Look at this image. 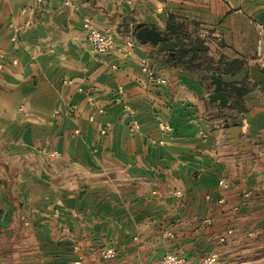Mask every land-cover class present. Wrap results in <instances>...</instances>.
I'll return each instance as SVG.
<instances>
[{
    "label": "crops",
    "instance_id": "crops-1",
    "mask_svg": "<svg viewBox=\"0 0 264 264\" xmlns=\"http://www.w3.org/2000/svg\"><path fill=\"white\" fill-rule=\"evenodd\" d=\"M85 19L117 49L92 53ZM169 22L206 31L221 74L264 68V0H0V264H264V91L248 79L211 101L219 74L136 39Z\"/></svg>",
    "mask_w": 264,
    "mask_h": 264
},
{
    "label": "water",
    "instance_id": "water-1",
    "mask_svg": "<svg viewBox=\"0 0 264 264\" xmlns=\"http://www.w3.org/2000/svg\"><path fill=\"white\" fill-rule=\"evenodd\" d=\"M137 22L135 19H133ZM136 39L142 44H151L157 47L160 52H167L172 55L177 53L188 54L192 53V58L195 57L199 48L197 46H187L184 41H176L169 39L161 31L154 27L140 26L137 24ZM250 79L251 81L261 85L264 91V68L256 65L251 68H246L236 75H214L211 78V85L214 87V92L209 99L213 102H218L221 108H227L229 104V92L226 87L241 84ZM241 119L233 121L231 127H227L228 135L233 146H238L242 151H249L250 147L241 137V127L239 122Z\"/></svg>",
    "mask_w": 264,
    "mask_h": 264
},
{
    "label": "built area",
    "instance_id": "built-area-1",
    "mask_svg": "<svg viewBox=\"0 0 264 264\" xmlns=\"http://www.w3.org/2000/svg\"><path fill=\"white\" fill-rule=\"evenodd\" d=\"M29 1V0H27ZM38 4H43L45 0H35ZM78 0H63V3L67 7L74 8L77 5ZM83 30L86 34L87 41L89 43L90 50L92 53L97 55L109 54L110 52L117 49L116 38L117 33L113 28H107L105 30H100L95 25L93 19H85L83 22ZM134 34V33H133ZM197 39L206 42L209 38V35L206 31L198 33L196 36ZM135 39L133 35H130V38L127 39L126 48L131 49L135 45ZM128 53V52H126ZM257 55L258 57H262V43L258 42L257 46ZM4 56L0 54V71H3L5 64L3 62ZM13 64H16V61H13ZM141 72L144 73L149 82L157 85H165L166 81L164 79L156 78L154 72L149 66L147 61L141 62ZM124 92L122 89L119 90L118 96L116 97V102L122 103V96ZM90 104L95 106L94 102L90 99ZM137 127L131 129V132H135ZM219 186L222 188H227V184L223 181L219 182ZM221 242H224V239H221ZM115 250L113 248H108L103 252V257L105 260L109 261L115 257ZM81 259L76 261V264H80ZM157 264H192L187 261L185 258L180 255L175 254H165L162 256L160 261ZM197 264H219V255L217 253H213L210 256L202 259Z\"/></svg>",
    "mask_w": 264,
    "mask_h": 264
},
{
    "label": "trees",
    "instance_id": "trees-1",
    "mask_svg": "<svg viewBox=\"0 0 264 264\" xmlns=\"http://www.w3.org/2000/svg\"><path fill=\"white\" fill-rule=\"evenodd\" d=\"M166 36L171 40L184 41L187 46H197L199 50L197 54L195 55V57L192 59L191 63H193V66L205 65L208 69V72H213L214 74L221 75V70L214 69L212 67L211 59L205 56L203 43L199 39L194 40V39H191V37H188L186 28L183 24L169 22V26L167 27V31H166ZM184 56H186V54H182L183 58ZM180 63L187 65L189 62L181 60ZM198 63H201V64L196 65ZM240 71L241 69H235V70L227 69L225 74L236 75Z\"/></svg>",
    "mask_w": 264,
    "mask_h": 264
},
{
    "label": "rangeland",
    "instance_id": "rangeland-1",
    "mask_svg": "<svg viewBox=\"0 0 264 264\" xmlns=\"http://www.w3.org/2000/svg\"><path fill=\"white\" fill-rule=\"evenodd\" d=\"M191 39H192V38H191ZM195 39H197V38H195ZM195 39H194V40H195ZM187 56L189 57V56H190V53L186 54V57H187ZM202 70H203L204 72H207V71H208L207 67H204V69H202Z\"/></svg>",
    "mask_w": 264,
    "mask_h": 264
}]
</instances>
